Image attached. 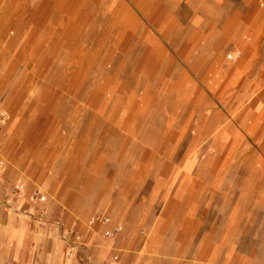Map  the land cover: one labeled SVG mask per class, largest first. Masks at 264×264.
Returning <instances> with one entry per match:
<instances>
[{
  "label": "rangeland",
  "instance_id": "374dc122",
  "mask_svg": "<svg viewBox=\"0 0 264 264\" xmlns=\"http://www.w3.org/2000/svg\"><path fill=\"white\" fill-rule=\"evenodd\" d=\"M29 132L98 167L81 207L148 202L190 264L235 231L264 264V0H0L1 151Z\"/></svg>",
  "mask_w": 264,
  "mask_h": 264
},
{
  "label": "crops",
  "instance_id": "0c3cea01",
  "mask_svg": "<svg viewBox=\"0 0 264 264\" xmlns=\"http://www.w3.org/2000/svg\"><path fill=\"white\" fill-rule=\"evenodd\" d=\"M10 138L19 143L13 134ZM58 139L29 132L20 140L21 150L11 146V151L4 152L0 147V264H190L186 220L176 229L173 221L161 222V217L146 214L148 202L110 200L109 196L81 207L77 192L87 191L89 186L79 187L77 182L71 183L72 178L91 175L98 167L78 163L71 154L49 152L41 144ZM108 182L98 179L93 191L101 188L105 193ZM205 191L201 190L199 206L205 204ZM173 202L164 200L160 207H178ZM86 215L92 217L89 222ZM228 240L229 246L219 242L208 252L206 243L198 240L194 250L204 256L198 260L213 255L214 264H255L254 249L238 247L236 231Z\"/></svg>",
  "mask_w": 264,
  "mask_h": 264
},
{
  "label": "built area",
  "instance_id": "2783aa9c",
  "mask_svg": "<svg viewBox=\"0 0 264 264\" xmlns=\"http://www.w3.org/2000/svg\"><path fill=\"white\" fill-rule=\"evenodd\" d=\"M105 220V219H104Z\"/></svg>",
  "mask_w": 264,
  "mask_h": 264
}]
</instances>
